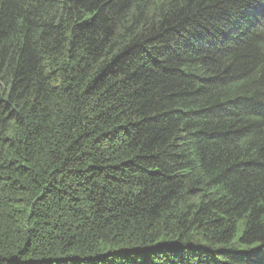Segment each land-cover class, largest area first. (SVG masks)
Masks as SVG:
<instances>
[{
	"label": "trees",
	"instance_id": "trees-1",
	"mask_svg": "<svg viewBox=\"0 0 264 264\" xmlns=\"http://www.w3.org/2000/svg\"><path fill=\"white\" fill-rule=\"evenodd\" d=\"M0 264H264V0H0Z\"/></svg>",
	"mask_w": 264,
	"mask_h": 264
}]
</instances>
